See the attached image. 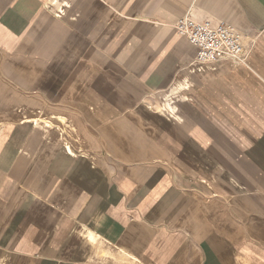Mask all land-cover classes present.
I'll use <instances>...</instances> for the list:
<instances>
[{
	"label": "crops",
	"instance_id": "obj_1",
	"mask_svg": "<svg viewBox=\"0 0 264 264\" xmlns=\"http://www.w3.org/2000/svg\"><path fill=\"white\" fill-rule=\"evenodd\" d=\"M0 264H264V0H0Z\"/></svg>",
	"mask_w": 264,
	"mask_h": 264
},
{
	"label": "built area",
	"instance_id": "obj_2",
	"mask_svg": "<svg viewBox=\"0 0 264 264\" xmlns=\"http://www.w3.org/2000/svg\"><path fill=\"white\" fill-rule=\"evenodd\" d=\"M176 31L196 48L195 62L198 64L224 60L242 63L246 59L244 36L229 24L198 22L184 16L177 22Z\"/></svg>",
	"mask_w": 264,
	"mask_h": 264
},
{
	"label": "rangeland",
	"instance_id": "obj_3",
	"mask_svg": "<svg viewBox=\"0 0 264 264\" xmlns=\"http://www.w3.org/2000/svg\"><path fill=\"white\" fill-rule=\"evenodd\" d=\"M197 64H198V63H197ZM197 64L195 65V67L198 66V65H200V64H198V65H197ZM191 70H192V69H190V71H191ZM187 73H188V71H184V72H182V73H179V74H178V79H179L180 77H186V76H187ZM174 97L176 98V96H174ZM170 98H172V97L170 96ZM173 100H174V99H173ZM164 105H165V106L163 107L164 110L168 109V113H170V112H171V106H170V102H169V100H168V101L165 100V101H164ZM168 105H169L170 107H169ZM169 109H170V110H169Z\"/></svg>",
	"mask_w": 264,
	"mask_h": 264
},
{
	"label": "bare ground",
	"instance_id": "obj_4",
	"mask_svg": "<svg viewBox=\"0 0 264 264\" xmlns=\"http://www.w3.org/2000/svg\"><path fill=\"white\" fill-rule=\"evenodd\" d=\"M169 106V105H168ZM170 107V106H169ZM172 108V107H171ZM170 110V109H169ZM89 234V233H88ZM89 235H91V234H89ZM94 237V236H93ZM93 237H91V238H93ZM96 238V237H95ZM98 239V238H97ZM95 241V240H94ZM99 241V240H98ZM91 242H93V241H91ZM93 244H94V242H93ZM125 258V257H124Z\"/></svg>",
	"mask_w": 264,
	"mask_h": 264
}]
</instances>
